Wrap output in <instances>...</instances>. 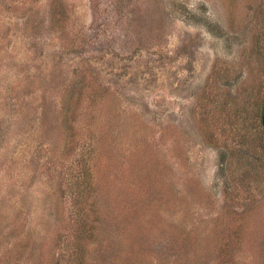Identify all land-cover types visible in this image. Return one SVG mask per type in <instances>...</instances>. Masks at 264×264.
<instances>
[{
    "label": "rangeland",
    "instance_id": "1",
    "mask_svg": "<svg viewBox=\"0 0 264 264\" xmlns=\"http://www.w3.org/2000/svg\"><path fill=\"white\" fill-rule=\"evenodd\" d=\"M81 204L89 264H264V0H0V264Z\"/></svg>",
    "mask_w": 264,
    "mask_h": 264
},
{
    "label": "trees",
    "instance_id": "2",
    "mask_svg": "<svg viewBox=\"0 0 264 264\" xmlns=\"http://www.w3.org/2000/svg\"><path fill=\"white\" fill-rule=\"evenodd\" d=\"M80 83H78L79 85ZM77 85V84H76ZM77 86H74L72 92H70V94L68 95L67 99L65 98L64 101V106H65V111H66V123L68 126L71 125V111L73 109V102H75L74 100H79L81 98V95L83 94V90L84 88L81 87V90L77 92ZM76 92V93H75ZM71 127V126H70ZM229 160V156L227 155V153L222 152L221 155L219 156V165H220V171L225 173V165L228 163ZM89 175V180H87V183H84V180L81 181V183L79 184V189H80V196L84 197V196H88L90 197V190L92 189V181H91V174ZM83 184H85L86 186H83ZM91 188V189H90ZM82 201V200H80ZM81 204L80 205V209L78 210V215L80 216L79 218H77V228L74 234V241H73V246H74V250L72 251L71 254V264H89L87 261V256H86V246L84 244V242L86 243L87 239H90L93 234L94 231L97 230L98 228H96L93 231V221L90 220L89 217V211ZM94 227H98L97 224H94ZM93 264V263H92Z\"/></svg>",
    "mask_w": 264,
    "mask_h": 264
}]
</instances>
